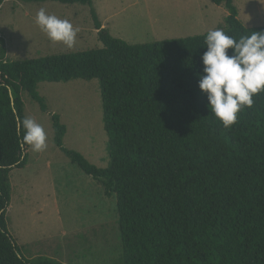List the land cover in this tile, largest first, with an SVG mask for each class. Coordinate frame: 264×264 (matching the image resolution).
<instances>
[{
	"label": "trees",
	"instance_id": "obj_1",
	"mask_svg": "<svg viewBox=\"0 0 264 264\" xmlns=\"http://www.w3.org/2000/svg\"><path fill=\"white\" fill-rule=\"evenodd\" d=\"M14 1L87 6L102 48L9 61L0 33V264H63L28 259L13 239L10 178L27 165L25 94L47 112L39 84L94 79L106 168L66 148V126L51 120L56 148L116 198L117 264H264V91L225 128L199 87L207 34L132 45L101 25L92 0ZM210 1L225 3L227 35L264 31L242 25L234 0Z\"/></svg>",
	"mask_w": 264,
	"mask_h": 264
},
{
	"label": "rangeland",
	"instance_id": "obj_2",
	"mask_svg": "<svg viewBox=\"0 0 264 264\" xmlns=\"http://www.w3.org/2000/svg\"><path fill=\"white\" fill-rule=\"evenodd\" d=\"M97 18L115 38L129 44L154 43L208 34L224 26L225 3L210 0H92ZM238 19L246 28L264 27V0H234ZM43 8L77 28L68 48L53 43L36 23ZM0 33L7 59L35 60L102 48L87 6L56 2H5L0 8ZM39 95L48 111L25 94V116L41 124L47 147L30 145L27 165L11 173L9 232L28 259L47 257L63 264H117L116 198L84 174L54 144L51 116L66 126L64 146L90 163L108 166V136L104 130L100 82L76 80L41 83Z\"/></svg>",
	"mask_w": 264,
	"mask_h": 264
},
{
	"label": "clouds",
	"instance_id": "obj_3",
	"mask_svg": "<svg viewBox=\"0 0 264 264\" xmlns=\"http://www.w3.org/2000/svg\"><path fill=\"white\" fill-rule=\"evenodd\" d=\"M36 23L53 43L75 46L79 30L67 19L49 15L41 8ZM206 44L199 87L208 96L210 111L229 128L245 106L252 107L253 96L264 91V31H253L236 40L222 29L211 30ZM21 125L25 129L23 142L35 151H43L47 147L43 126L30 118H25Z\"/></svg>",
	"mask_w": 264,
	"mask_h": 264
},
{
	"label": "crops",
	"instance_id": "obj_4",
	"mask_svg": "<svg viewBox=\"0 0 264 264\" xmlns=\"http://www.w3.org/2000/svg\"><path fill=\"white\" fill-rule=\"evenodd\" d=\"M103 27H105L103 24H101Z\"/></svg>",
	"mask_w": 264,
	"mask_h": 264
},
{
	"label": "water",
	"instance_id": "obj_5",
	"mask_svg": "<svg viewBox=\"0 0 264 264\" xmlns=\"http://www.w3.org/2000/svg\"><path fill=\"white\" fill-rule=\"evenodd\" d=\"M25 154L23 155V158H24Z\"/></svg>",
	"mask_w": 264,
	"mask_h": 264
}]
</instances>
